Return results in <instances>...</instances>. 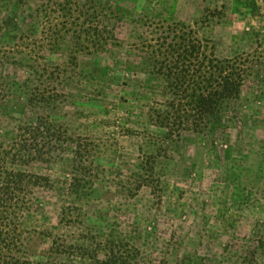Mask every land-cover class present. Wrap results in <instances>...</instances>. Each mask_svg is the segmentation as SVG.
I'll return each instance as SVG.
<instances>
[{
  "label": "rangeland",
  "instance_id": "374dc122",
  "mask_svg": "<svg viewBox=\"0 0 264 264\" xmlns=\"http://www.w3.org/2000/svg\"><path fill=\"white\" fill-rule=\"evenodd\" d=\"M0 28L8 168L52 184L0 217V264H264V0H0ZM180 39L244 70L224 133L158 122Z\"/></svg>",
  "mask_w": 264,
  "mask_h": 264
},
{
  "label": "trees",
  "instance_id": "16d2710c",
  "mask_svg": "<svg viewBox=\"0 0 264 264\" xmlns=\"http://www.w3.org/2000/svg\"><path fill=\"white\" fill-rule=\"evenodd\" d=\"M14 2L21 4L23 0H14ZM94 32H98V28ZM180 40L177 50L158 62V73L164 79L172 97L165 105V110L156 111L158 122L169 136L176 135L183 129H192L194 132L205 130L209 135L224 133L225 119L232 114L230 113L232 105L240 96L244 70L235 58L218 59L211 53L206 54L199 42ZM5 87L6 84L0 76V103H2L0 114L6 110V105L3 103L6 97ZM39 96L35 98L36 100L32 97L28 98L27 105L36 104V101H46L47 98L41 91ZM9 113L18 112L12 109ZM49 128L55 130L52 125ZM21 129L25 134L31 135L39 131L36 126L30 124H24ZM51 150L52 146L45 154L37 150L28 151V157L32 161L38 159L51 162L56 158L53 157ZM21 151L20 141L12 142L7 150L0 143V217L4 215L6 223L3 226L6 228L10 227L6 218L9 209L16 208L18 211H23L30 208L32 203L24 197L29 187H52L47 177L8 168L9 164L13 165L14 162L25 157ZM47 154L48 158H45L44 155ZM86 183V180L71 176L68 192L73 195L84 194L87 192ZM14 228L17 229V225ZM122 263V261H114V264ZM15 264L21 263L16 261Z\"/></svg>",
  "mask_w": 264,
  "mask_h": 264
}]
</instances>
